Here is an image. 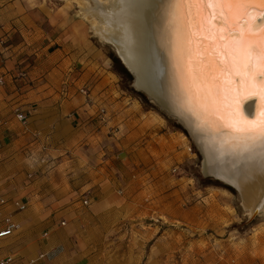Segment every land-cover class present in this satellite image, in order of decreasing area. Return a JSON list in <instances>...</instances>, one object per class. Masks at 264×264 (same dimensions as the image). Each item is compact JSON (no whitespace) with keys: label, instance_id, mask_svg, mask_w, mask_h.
<instances>
[{"label":"crops","instance_id":"obj_1","mask_svg":"<svg viewBox=\"0 0 264 264\" xmlns=\"http://www.w3.org/2000/svg\"><path fill=\"white\" fill-rule=\"evenodd\" d=\"M0 79V230L18 225L0 255L9 264H140L135 237L119 233L114 181L97 167L91 121L103 107L111 118L118 102L85 20L0 0Z\"/></svg>","mask_w":264,"mask_h":264},{"label":"rangeland","instance_id":"obj_2","mask_svg":"<svg viewBox=\"0 0 264 264\" xmlns=\"http://www.w3.org/2000/svg\"><path fill=\"white\" fill-rule=\"evenodd\" d=\"M81 0H33L85 20L113 77L118 104L91 121L98 142L97 167L112 177L120 234L158 264H264V215L250 216L240 195L201 173V156L186 132L132 87V78L82 14ZM90 4L93 0H87ZM90 123V122H89ZM96 151V153H97ZM156 263V262H155ZM156 263V264H157Z\"/></svg>","mask_w":264,"mask_h":264},{"label":"bare ground","instance_id":"obj_3","mask_svg":"<svg viewBox=\"0 0 264 264\" xmlns=\"http://www.w3.org/2000/svg\"><path fill=\"white\" fill-rule=\"evenodd\" d=\"M80 8L94 33L133 69L135 86L189 130L203 152V170L234 185L249 215H264V154L258 146L242 151L227 133L214 131L217 117L204 106L211 103L206 84L214 83L216 66L208 62L209 81L208 75L193 80L199 71L192 47L198 45L189 37L192 19L177 15L172 0H81Z\"/></svg>","mask_w":264,"mask_h":264},{"label":"snow or ice","instance_id":"obj_4","mask_svg":"<svg viewBox=\"0 0 264 264\" xmlns=\"http://www.w3.org/2000/svg\"><path fill=\"white\" fill-rule=\"evenodd\" d=\"M175 13L181 17L191 18L193 8L203 6V9L212 8L206 19L213 20L218 16L227 21L229 33L239 29V36L221 35L224 40V52L229 67L222 69L219 76L238 77L225 79L222 83L206 84L208 98L211 103L204 107L210 115L216 116L213 121L218 131H227V135L236 142L242 151H250L259 147L264 154V111H259L257 118L246 116L240 104V97L258 96L264 100V0H172ZM255 8L259 20L250 15V9ZM218 9V10H217ZM247 19V26L241 24ZM187 40V34H185ZM199 55L203 56V53ZM190 63L194 64L193 72H197L195 62L190 55ZM208 62L201 59L198 62L199 75L193 80L206 79ZM212 81L218 79L211 77Z\"/></svg>","mask_w":264,"mask_h":264},{"label":"water","instance_id":"obj_5","mask_svg":"<svg viewBox=\"0 0 264 264\" xmlns=\"http://www.w3.org/2000/svg\"><path fill=\"white\" fill-rule=\"evenodd\" d=\"M218 10V9H217ZM212 11V8L209 7L207 9H203V6H197L193 8V14L191 16L192 19V25L190 27V41L197 43L198 48H196L194 45H192L193 49L196 51L194 55V60L198 64V62L203 59L206 62H213V64L216 66L215 76L218 77L217 80L214 81V83H222L225 79L231 78V79H238V77L232 76V77H224L219 76V73L222 69H225L229 67L230 61L227 60V57L225 55H221V53L224 52L223 45L225 43L224 40L219 39L221 35L228 37V36H239V29L237 28L235 31L229 33L227 30L221 32V29L227 28V21L224 20L223 17H217L213 20L206 19L207 13H210ZM250 15L255 16L257 18V21L259 20V14L255 8L250 9ZM241 24H244L247 26L248 20L242 19L240 21ZM191 51V50H190ZM117 59L120 61L121 65L124 67V69L130 74L132 81V87L135 91L140 92L143 94L149 103H151L154 107H156L160 112H162L165 116L173 119L189 136V138L192 140L194 145L197 148L198 153L201 156V160L203 159V152L200 148V146L196 143L195 139L191 136L189 130L185 127V125L181 122V120L178 118L177 115H175L171 110L168 108L158 104L153 98L149 96L147 92L139 90L135 86V72L133 69L128 66L123 59L118 55L117 52H114ZM203 53L204 55L199 58V54ZM200 59V60H199ZM208 78L210 77V72L207 73ZM210 78L208 79V81ZM208 83V82H206ZM240 104L242 109L249 106L248 111H243L246 116H248L251 119L257 118V114L259 111H264V100L259 99L258 96H252V97H240ZM202 107H200V110ZM207 111L206 109H204ZM201 113H205L204 111H200ZM207 114V113H205ZM202 115V114H201ZM208 116V114H207ZM214 131L216 133H227L228 130L224 131H218L215 127ZM201 173L204 177L212 180L213 182L217 184H221L224 186H227L231 188L237 195H239L238 189L232 185L229 182L224 181L223 179L215 176L213 173H206L202 168V161H201ZM258 215V212L253 211L250 216H248L247 222H250L252 219H254Z\"/></svg>","mask_w":264,"mask_h":264},{"label":"built area","instance_id":"obj_6","mask_svg":"<svg viewBox=\"0 0 264 264\" xmlns=\"http://www.w3.org/2000/svg\"><path fill=\"white\" fill-rule=\"evenodd\" d=\"M2 82V80L0 79V83ZM83 93H86V91L83 89L81 90ZM16 116L18 117V119L23 120L24 119V115L22 113H17ZM84 203H87L86 201H84ZM18 228V225L14 222L8 221L5 228H3L2 230H0V239L8 236L10 234H12V232L14 230H16ZM12 261V257L7 255V256H1L0 255V264H9Z\"/></svg>","mask_w":264,"mask_h":264}]
</instances>
